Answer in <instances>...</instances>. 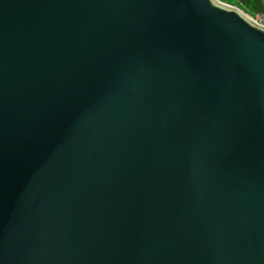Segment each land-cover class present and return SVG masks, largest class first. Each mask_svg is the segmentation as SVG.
<instances>
[{"label":"water","instance_id":"obj_1","mask_svg":"<svg viewBox=\"0 0 264 264\" xmlns=\"http://www.w3.org/2000/svg\"><path fill=\"white\" fill-rule=\"evenodd\" d=\"M0 264H264V26L0 0Z\"/></svg>","mask_w":264,"mask_h":264},{"label":"rangeland","instance_id":"obj_2","mask_svg":"<svg viewBox=\"0 0 264 264\" xmlns=\"http://www.w3.org/2000/svg\"><path fill=\"white\" fill-rule=\"evenodd\" d=\"M226 5L232 6L230 4H238L239 10L242 11L244 14L249 16L250 18H257L260 17L263 13L264 15V0H218Z\"/></svg>","mask_w":264,"mask_h":264},{"label":"built area","instance_id":"obj_3","mask_svg":"<svg viewBox=\"0 0 264 264\" xmlns=\"http://www.w3.org/2000/svg\"><path fill=\"white\" fill-rule=\"evenodd\" d=\"M253 20L256 21L258 24L264 26V15H261L260 17H257V18H255Z\"/></svg>","mask_w":264,"mask_h":264},{"label":"trees","instance_id":"obj_4","mask_svg":"<svg viewBox=\"0 0 264 264\" xmlns=\"http://www.w3.org/2000/svg\"><path fill=\"white\" fill-rule=\"evenodd\" d=\"M230 5H233V6L237 7V8H239L238 6H240V5H238V4H230ZM239 9H240V8H239ZM261 15H263V13H262Z\"/></svg>","mask_w":264,"mask_h":264}]
</instances>
